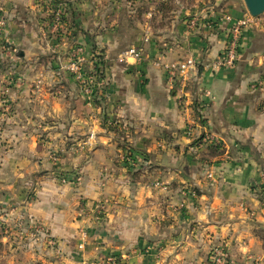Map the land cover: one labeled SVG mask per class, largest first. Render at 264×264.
<instances>
[{"label": "crops", "instance_id": "1", "mask_svg": "<svg viewBox=\"0 0 264 264\" xmlns=\"http://www.w3.org/2000/svg\"><path fill=\"white\" fill-rule=\"evenodd\" d=\"M83 1L0 0V49L24 54L8 68L15 171L6 179L19 200L35 182L22 212L63 253L47 264H205L214 243L264 257L263 20L244 28L234 64L216 67L229 23L245 15L238 3L228 20L188 2L150 16L147 0H110L104 14ZM75 43L87 59L90 48L103 52V88L83 92ZM129 48L140 60L122 55ZM185 58L198 80L180 90L161 64ZM58 169L80 182L60 183Z\"/></svg>", "mask_w": 264, "mask_h": 264}, {"label": "rangeland", "instance_id": "2", "mask_svg": "<svg viewBox=\"0 0 264 264\" xmlns=\"http://www.w3.org/2000/svg\"><path fill=\"white\" fill-rule=\"evenodd\" d=\"M46 1L48 3H51L49 4L50 8L51 7L54 8L55 6L54 1L56 0H46ZM91 1L95 2L96 7L92 5ZM115 1H116L115 3L116 7H119L123 0H115ZM147 1L148 3L145 1L146 4L148 5V10H149L147 14H150V16L151 14L152 15L155 13L157 14L158 12L165 13L167 11H170V9L173 8L175 4H179V3L182 4L188 2L189 4L193 5V8H196L198 10L205 8L210 10L212 14H215L216 12H220V14L224 15L223 18L227 19V17L231 15V10H233L235 4L238 3L242 5L241 7L244 9L245 12L243 18L248 20L245 27L249 25L251 22H253V20L254 21L263 20L264 22V13L257 17H251L246 10V6L243 0H147ZM83 2L89 3L87 4L86 8L95 7L96 10L102 9L103 10L102 13L104 14L107 12V9L109 7L107 3H109L110 0H84ZM60 11L62 12V10ZM60 11L58 12L57 10L55 13L53 11L51 12V15L54 13L52 21L57 12L59 13L60 16L62 15ZM135 11L136 14L140 12L138 11V9H136ZM87 13L90 14L92 12H87ZM47 15L48 14H46L45 16L47 17ZM73 22L74 21L72 20L71 22H68L67 25ZM53 25L57 27V23H54ZM230 25L231 23H229V27ZM44 26L41 27V30L45 34V32L47 33V31ZM70 29L71 27L67 26L66 28V25L64 24L63 27L64 31H69ZM243 30H242V34H243ZM83 49L84 48L79 43H75V46L74 48L71 49L70 54H72V52L78 53L77 63H81L83 67L82 69H80L76 65L77 67L76 71L80 73V74L77 73L76 78L81 84L83 92L89 94L91 92V88L89 87L90 85L92 86L95 84L103 88V82H102L104 81V77H103L104 74L102 67L103 64L100 63L101 59L99 58V57H103V52L97 49L98 52H96V54L92 52L93 54L91 55V59H87L88 57L85 56V52L83 51ZM90 50L92 51L91 48ZM23 55L24 54L20 55L19 57L22 58ZM20 58H18L17 52L15 50H11L10 48H6V47L0 49V264H35V260H37L35 258L36 255L42 257V258L40 257L41 259H39V262H42V264H47L48 262L52 263V260L54 259L55 261L59 262L60 261L59 259L63 256V253L55 238L49 235L45 227L41 224L40 222L41 220L34 218L29 214L25 215V212H22L24 205H26L27 203L26 201H31L32 199L31 195L34 193L32 185H34L35 182L30 181V184L28 182L29 186H27V188L31 187L32 192H26L25 197L19 200L18 198H15V180L6 179L9 177L13 179L14 177L13 171H15V165H11V163H9L10 159L15 158V101L11 99L12 96L15 97V86L12 87V85H10V84H14L15 80L12 78L13 73L11 72V70H9L8 72V68L13 63H15V61H19ZM46 59L47 58L45 57V61ZM71 60L74 59L71 58ZM86 62L89 64V66L86 65ZM97 63H99L100 65L99 68L97 67V65L93 67V64H97ZM186 127L188 128V126ZM44 137L45 134L42 136V138ZM75 150L76 149H73L71 151L75 152ZM45 158L46 161L49 162L50 167L47 164L38 163V165L40 166L39 170H42L44 166L45 167L48 166L47 168H51V171H55L57 168L60 167L59 163H57L58 157L56 156V153L54 151L51 152V150H47ZM58 171L59 173L57 172L58 174L57 179L60 183L77 184L80 182V178H79L80 176L76 174L73 175V173H75L74 171H72L73 173L66 172V170L60 171V169H58ZM36 172L42 174L40 171H36ZM66 173L67 174L72 173V178L71 176L68 175V177L71 179L67 180L68 177L65 178L64 176ZM208 178H212V176ZM191 191L194 192L192 188ZM29 195L30 197H28ZM17 207L19 209H17ZM101 208H103L102 205L97 203L96 210H101ZM207 213H208V209H207ZM95 215L98 216L99 213L96 212ZM215 248L221 249L224 253L228 254L230 258L239 259L240 263H243L242 261H248L249 263H245V264H264V257L257 256L251 253H246L243 256L235 257L226 249L224 245L218 243L211 244V246L209 247L206 262L209 260V257L211 256V252ZM107 262L110 261H106L104 263Z\"/></svg>", "mask_w": 264, "mask_h": 264}, {"label": "built area", "instance_id": "3", "mask_svg": "<svg viewBox=\"0 0 264 264\" xmlns=\"http://www.w3.org/2000/svg\"><path fill=\"white\" fill-rule=\"evenodd\" d=\"M229 20V17H227ZM248 20L245 18L236 19L231 22V25L228 30L227 35V43L226 46L220 55L219 59L216 61V67H229L234 64V62L238 59L239 50L241 46V37L242 30L247 24ZM54 23L60 24V15L56 13L54 17ZM194 21L190 23V25H194ZM145 39H148L147 37ZM124 57H133L137 60L141 58V52L136 48H129L122 52ZM163 69L167 75V78L170 82H177L179 84V89L183 90L188 86L190 81L193 83L197 82L198 76L195 73L196 71V62L193 58H185L181 61L174 63H163L161 64ZM194 72V73H193ZM90 87V86H89ZM88 89V88H87ZM90 90V88H89ZM191 120L188 121L189 131L192 129ZM211 174H208V177H211ZM53 243V242H52ZM54 244V243H53ZM112 261V258L109 259ZM231 261V262H230ZM240 263L239 259H233L228 256V254L224 253L221 249L215 248L211 252V256L206 264H245L249 263L248 261H242Z\"/></svg>", "mask_w": 264, "mask_h": 264}, {"label": "water", "instance_id": "4", "mask_svg": "<svg viewBox=\"0 0 264 264\" xmlns=\"http://www.w3.org/2000/svg\"><path fill=\"white\" fill-rule=\"evenodd\" d=\"M243 2L251 17H257L264 13V0H243Z\"/></svg>", "mask_w": 264, "mask_h": 264}, {"label": "trees", "instance_id": "5", "mask_svg": "<svg viewBox=\"0 0 264 264\" xmlns=\"http://www.w3.org/2000/svg\"><path fill=\"white\" fill-rule=\"evenodd\" d=\"M62 21H64V20H63L62 15H61V16H60V22H62ZM96 50H97V49H96L95 47L92 48V51H93V53H95V54H96V52H98V50H97V51H96ZM99 58L101 59V60H100V63L103 64V59H102V57H99ZM96 65H99V63L95 64V66H96ZM99 66H100V65H99ZM260 197H263V196H260Z\"/></svg>", "mask_w": 264, "mask_h": 264}]
</instances>
